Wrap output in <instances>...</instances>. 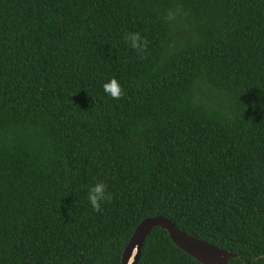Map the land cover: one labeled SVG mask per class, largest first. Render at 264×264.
I'll list each match as a JSON object with an SVG mask.
<instances>
[{
	"label": "trees",
	"instance_id": "1",
	"mask_svg": "<svg viewBox=\"0 0 264 264\" xmlns=\"http://www.w3.org/2000/svg\"><path fill=\"white\" fill-rule=\"evenodd\" d=\"M154 216L264 264V0H0V264H121ZM139 264L201 263L157 227Z\"/></svg>",
	"mask_w": 264,
	"mask_h": 264
},
{
	"label": "water",
	"instance_id": "2",
	"mask_svg": "<svg viewBox=\"0 0 264 264\" xmlns=\"http://www.w3.org/2000/svg\"><path fill=\"white\" fill-rule=\"evenodd\" d=\"M157 227L165 230L178 248L201 264H229L230 259L239 257L237 254L214 246L181 230L173 220L166 216H154L144 219L138 225L125 246L121 264L140 263L145 242Z\"/></svg>",
	"mask_w": 264,
	"mask_h": 264
},
{
	"label": "clouds",
	"instance_id": "3",
	"mask_svg": "<svg viewBox=\"0 0 264 264\" xmlns=\"http://www.w3.org/2000/svg\"><path fill=\"white\" fill-rule=\"evenodd\" d=\"M126 39L129 41L130 47L133 49L142 51L145 47L146 41H143L138 33H128ZM103 88L105 93L114 99H119L123 94L122 87L119 81L115 78L105 82ZM111 199L112 196L109 192L108 185L103 181H97L88 189V201L92 208L97 212L102 211L104 204Z\"/></svg>",
	"mask_w": 264,
	"mask_h": 264
}]
</instances>
